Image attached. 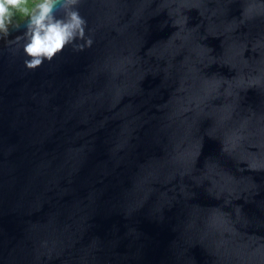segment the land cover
I'll use <instances>...</instances> for the list:
<instances>
[{"label": "water", "instance_id": "95a60500", "mask_svg": "<svg viewBox=\"0 0 264 264\" xmlns=\"http://www.w3.org/2000/svg\"><path fill=\"white\" fill-rule=\"evenodd\" d=\"M77 7L0 38V264H264V0Z\"/></svg>", "mask_w": 264, "mask_h": 264}, {"label": "clouds", "instance_id": "9594fccd", "mask_svg": "<svg viewBox=\"0 0 264 264\" xmlns=\"http://www.w3.org/2000/svg\"><path fill=\"white\" fill-rule=\"evenodd\" d=\"M78 3L79 0H0V38L19 33L14 40L27 69L51 61L65 47L90 45L91 39L85 36L87 22Z\"/></svg>", "mask_w": 264, "mask_h": 264}]
</instances>
